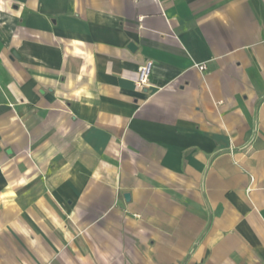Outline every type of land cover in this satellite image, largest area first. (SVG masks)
Listing matches in <instances>:
<instances>
[{
	"label": "crops",
	"instance_id": "1",
	"mask_svg": "<svg viewBox=\"0 0 264 264\" xmlns=\"http://www.w3.org/2000/svg\"><path fill=\"white\" fill-rule=\"evenodd\" d=\"M0 264H264V0H0Z\"/></svg>",
	"mask_w": 264,
	"mask_h": 264
},
{
	"label": "built area",
	"instance_id": "2",
	"mask_svg": "<svg viewBox=\"0 0 264 264\" xmlns=\"http://www.w3.org/2000/svg\"><path fill=\"white\" fill-rule=\"evenodd\" d=\"M152 62L150 60H146L138 69V78L136 80V86L138 88L146 87L150 84V72H151ZM198 69L203 70L204 66H197Z\"/></svg>",
	"mask_w": 264,
	"mask_h": 264
},
{
	"label": "water",
	"instance_id": "3",
	"mask_svg": "<svg viewBox=\"0 0 264 264\" xmlns=\"http://www.w3.org/2000/svg\"><path fill=\"white\" fill-rule=\"evenodd\" d=\"M129 47L131 48V47H132V44H130ZM124 197H125L126 199H128V194H125Z\"/></svg>",
	"mask_w": 264,
	"mask_h": 264
}]
</instances>
